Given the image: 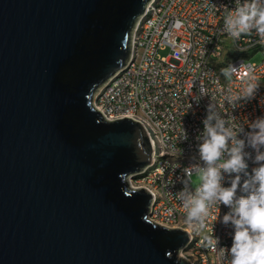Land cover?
Returning <instances> with one entry per match:
<instances>
[{"label": "water", "instance_id": "obj_1", "mask_svg": "<svg viewBox=\"0 0 264 264\" xmlns=\"http://www.w3.org/2000/svg\"><path fill=\"white\" fill-rule=\"evenodd\" d=\"M150 0H0V264H191L130 181L145 128L92 101L132 61Z\"/></svg>", "mask_w": 264, "mask_h": 264}, {"label": "built area", "instance_id": "obj_2", "mask_svg": "<svg viewBox=\"0 0 264 264\" xmlns=\"http://www.w3.org/2000/svg\"><path fill=\"white\" fill-rule=\"evenodd\" d=\"M235 7V0H150L133 32V61L100 88L92 101L106 121L130 118L147 131L153 162L132 186L152 195L149 221L187 231L189 247L181 255L191 264H228L230 256L226 253L224 258L219 249H230L234 236V228L222 223L229 207L212 205L206 226L200 229L189 225L186 210L176 197L184 188L182 180L187 179L183 169L203 166L198 145L207 107L213 103L221 115L241 127L240 139L252 131L251 122L264 117V44L254 32L239 40L224 32V18ZM228 40L233 47L226 62L214 66L212 62L221 57ZM162 50H168L165 57L159 56ZM258 53L262 60L252 62ZM230 64L238 71L226 78L221 69ZM248 66L258 88L254 98L237 101L246 87ZM201 86L208 95L197 100ZM245 151L252 157L247 161V171L252 174L258 167L256 153L250 147ZM224 175L223 186L229 187L228 175ZM244 179L242 175L241 185ZM189 186L195 188L191 179ZM243 194L238 189L237 196ZM212 235L218 238L215 249L207 245L206 238Z\"/></svg>", "mask_w": 264, "mask_h": 264}, {"label": "clouds", "instance_id": "obj_3", "mask_svg": "<svg viewBox=\"0 0 264 264\" xmlns=\"http://www.w3.org/2000/svg\"><path fill=\"white\" fill-rule=\"evenodd\" d=\"M236 7L224 18V32L235 40L253 32L264 44V0H235ZM238 71L230 64L222 68L221 73L230 78ZM251 66L245 74L246 87L236 100L252 99L258 88L256 77L250 75ZM208 95L205 87L199 89V96ZM229 102L232 100L229 98ZM204 130L198 145L199 159L203 166L193 164L183 169L186 180H182L184 188L176 194L182 207L186 210V221L190 226L202 229L210 214L212 205L223 204L230 211L222 218L224 225L234 228V236L230 249H219L225 258L230 256L228 264H264V117L251 122L252 131L238 138L243 129L234 126L226 119L217 106L210 103L207 116L203 120ZM246 147L255 150L254 163L258 165L249 174L248 163L251 154ZM193 174H199L201 183L194 189L189 186ZM228 175L230 186H223L225 175ZM243 184L241 185V179ZM238 189L244 193L237 196ZM207 245L217 248L218 238L207 237Z\"/></svg>", "mask_w": 264, "mask_h": 264}, {"label": "rangeland", "instance_id": "obj_4", "mask_svg": "<svg viewBox=\"0 0 264 264\" xmlns=\"http://www.w3.org/2000/svg\"><path fill=\"white\" fill-rule=\"evenodd\" d=\"M232 47H233V43L231 42V40L226 41L225 45L222 46L221 57L218 60L213 61L212 62L213 65L218 67L220 64L225 63L226 62V55L228 54V52L231 51ZM167 54H168V50H162L159 52L160 57H165ZM250 60L252 62H260L262 60V55L260 53H258L254 57H252ZM191 180H192V186L193 187H196L201 183L200 178H199V174H193V176L191 177ZM130 183H131V185H135L136 184L135 179H132L130 181Z\"/></svg>", "mask_w": 264, "mask_h": 264}, {"label": "trees", "instance_id": "obj_5", "mask_svg": "<svg viewBox=\"0 0 264 264\" xmlns=\"http://www.w3.org/2000/svg\"><path fill=\"white\" fill-rule=\"evenodd\" d=\"M140 178V176L138 175V176H136L134 179H139Z\"/></svg>", "mask_w": 264, "mask_h": 264}]
</instances>
